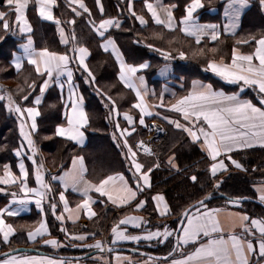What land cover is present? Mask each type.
I'll list each match as a JSON object with an SVG mask.
<instances>
[{
  "label": "snow or ice",
  "instance_id": "6c2138e0",
  "mask_svg": "<svg viewBox=\"0 0 264 264\" xmlns=\"http://www.w3.org/2000/svg\"><path fill=\"white\" fill-rule=\"evenodd\" d=\"M98 7L101 19L97 22L93 17L91 9L85 0H67V7L70 8L74 17L87 15V23L103 43L100 47L104 52H110L119 65L118 79L124 87L135 93L136 102L131 105L132 109L138 110V124L148 127L145 117L159 115L154 113L153 108L167 107L169 111L179 114L178 119L164 116L163 119L173 125L177 130L187 134L190 142L199 144L201 150L206 153L209 159V166L206 171L213 180L212 187L219 191L223 184L220 177L229 171V167L247 172L248 169L233 154L249 149H264V34L259 38L249 35L246 38L236 39L231 50L230 60L225 61L209 59L205 71H211L221 80L228 84L237 85L238 91L227 93L224 90H217L211 83H203L194 80L188 94L176 97L171 93L174 102L167 105L164 102V93L159 96L158 104H150L148 96H155L154 90L147 87L144 76L138 73L150 67L148 62L138 65L127 63L123 53L114 37L107 35L110 29H120L122 21L119 17L104 18L105 8L102 0H94ZM264 9V0H259ZM9 12L14 14L15 24L18 26L15 34L26 35V42L20 45L22 54H13L11 61L17 74L22 72L25 60L32 66L36 77L41 81L37 92V80L29 77L24 78V85L16 89L19 100L9 90L0 87V101L6 102L8 113L15 114L19 121V135L22 143L14 149L15 155L20 157L18 163L19 175H17L10 164L3 165L0 174V193L10 195L11 199L7 206L0 208V243L7 245L10 238L16 234V228L7 223L5 217H16L27 210L28 205L35 203V206L44 213V203L48 201L51 214L60 222V231L70 241H87L89 237L95 238L96 233L75 234L68 231L64 226L66 221L75 224L84 213L88 219H93L98 214L93 210L97 200L92 193L99 194L100 198H106L107 202L117 208L132 206L134 211L145 209L148 200L138 199L142 193L151 189V174L160 167L158 159L151 166H145L138 161V151L147 156H155L150 145L140 140L135 149L129 143V137L136 131L137 119L128 111L120 112L116 100L110 95L102 92L96 87L95 91L102 97H106L108 103L104 104L110 112L109 121L113 124L114 131L111 138L115 146L121 150L124 159L128 162V171L132 173V182L123 172H115L94 182L87 178L88 167L83 156H73L71 168L63 171L62 175H52L50 181H59L63 191L58 194L59 201L63 204V210L57 214V203L53 202V186L46 180L47 170L43 160H37L40 149L34 139L38 132L37 118L41 116L40 105L43 102L45 93L53 85L57 86L63 94L67 84V97L64 100V117L66 125L56 127L55 134L68 141L83 146L86 140L85 129L90 126L89 113L85 110V98L78 90L79 85L75 83V71L84 74V82L89 86L95 85L96 76L87 63L91 52L83 45L76 34V19L72 18L62 21L57 17L54 9L59 7L58 0H6ZM32 6L43 21L55 25L59 34V42L66 47V51L58 52L50 50L47 46L37 49L32 38L33 27L28 18V10ZM250 6V0H227L224 7V15L228 20L223 26V32L236 36L239 28V20L243 10ZM143 7L150 14V19L156 26L169 33L180 32L184 37L190 38L197 46L192 51V57L205 56L206 51L216 54L218 47L207 48V43L201 46L202 41H220L222 30L218 24H203L195 15L199 9L205 7L202 0H190L185 5L184 15L177 18L174 10L177 4L165 5L162 0H143ZM126 8L131 17L143 27H147L149 19L144 14H139L133 7V0H127ZM9 12L0 11V21H3V29L10 28ZM67 25L68 30L66 31ZM153 39L163 40L164 31L153 32ZM141 43L140 40L136 41ZM169 46L182 41L173 36L167 40ZM250 45L253 50L250 52L241 51L242 46ZM146 47L159 53L165 60H172L175 57L172 51L156 47L153 44H146ZM173 51L178 53L180 59H188V54L180 48ZM75 62V69L71 66ZM168 65L161 70L162 74ZM255 93L256 100L245 98L242 94L246 90ZM167 91V89H165ZM30 97L32 98L30 101ZM24 102H29L25 104ZM126 121V126L121 127L120 116ZM183 121V122H182ZM162 131V129H161ZM26 142V143H25ZM7 146L5 145V148ZM29 150L30 154L24 149ZM3 150V149H0ZM25 158L31 161L34 166L36 187L29 186V168L25 164ZM226 161L230 162L226 163ZM167 164L179 171V165L175 162V156H170ZM63 168V165H61ZM256 169H253L255 171ZM190 180L195 184L200 183L196 175H191ZM14 186L19 191L7 192V188ZM258 198L264 203V182L254 185ZM71 189L82 197L76 206L70 207L65 193ZM51 197V199H49ZM154 201V210L160 217L172 215V209L162 194H155L150 197ZM213 199V193L208 192L195 203L183 209L180 213L178 228L164 226L161 230H148L144 234H131L128 226L139 229L147 223L143 216L125 214L111 227L112 239L106 244L101 239H95L92 244L84 243L88 249H96L101 253L111 254L114 245L121 241H131L139 244L141 241L165 243L173 238L174 244L167 256L162 258L150 257L144 264L160 260V264H264V218H253L246 213L228 211L221 207H209L207 203ZM247 197H227L226 203L233 207H242ZM103 202V201H102ZM133 202H135L133 204ZM15 206V207H13ZM107 207V203H105ZM66 214V215H65ZM225 216L227 221L221 219ZM123 226V227H122ZM239 229V231H237ZM51 237L47 216L39 221L38 226L27 230V240L37 243L38 240L44 245L53 249L64 247L58 239ZM73 246H77L73 244ZM16 251V250H13ZM0 264H67L64 258H53L49 256L11 255L4 253ZM116 264L122 261L127 264H139L132 261L130 257L116 255ZM100 264H111L110 260L100 258Z\"/></svg>",
  "mask_w": 264,
  "mask_h": 264
},
{
  "label": "trees",
  "instance_id": "16d2710c",
  "mask_svg": "<svg viewBox=\"0 0 264 264\" xmlns=\"http://www.w3.org/2000/svg\"><path fill=\"white\" fill-rule=\"evenodd\" d=\"M85 1L88 3V7L91 9L93 17L98 22L101 19V16L94 0ZM102 2L105 8L104 18L119 17V19H124V23L120 29H111L108 33H106V36L111 35L115 38L129 63L138 65L140 63L149 61L150 67L146 72V75L149 78H152L155 75L157 68L163 63L167 61H174L177 65V71L187 78L200 77L211 81L216 87H223L227 90L232 89V87L219 83L211 73L205 71L204 69L206 65L203 63V61L193 60L189 56L188 59L179 61L178 53H172L175 59L165 60L159 53L146 47V44H153L156 47L167 50L164 40L152 38L153 31L159 32L163 31V29L151 23H149L147 27L140 26L137 20H135L134 17H131L128 13L126 2L121 0H102ZM179 2L181 4L179 5L177 15L180 16V14H182L184 2ZM58 3L59 7L55 9L57 17L62 21L75 18V30L77 37L83 45L87 46L91 50L89 62L95 64L97 72H99V74L95 75L96 82L94 87L96 86L100 88L102 92H105L101 87V83L104 81H115L120 89L129 93L131 96L129 98H122L120 102H116L117 106L122 108L130 107L133 102H135L134 94L129 89L124 87L119 81V69L117 63L112 55L102 51L100 45L103 40L91 30V26L87 23V15L85 14L82 17H74V14L71 12L70 8L67 7V0H58ZM259 8L260 7L258 5H255V7L251 10L252 14H247V16H245V21L243 24V27L245 28H243V31H241L236 37H224L222 40L224 41L223 44H220L222 42L221 41L216 45L207 44V47H215L220 44V55L225 60H228L230 58L231 47H233L235 40L249 36L245 35L244 31L249 30L250 28L256 30L255 33H257L259 32L257 30H260L264 27V14ZM28 17L33 24L32 36L34 37L35 46L38 50L45 46H47L50 50L58 52L67 50L60 45L57 30L53 23L42 21L39 18L37 12L33 14L31 13V9L28 10ZM8 18L10 19L9 24L12 25L14 16L10 14ZM65 27L68 30L67 25H65ZM164 33L170 35L168 32ZM0 36H3L4 39V43L2 44V47H0V58L5 62L10 74V77L6 79H20L19 84L25 87V77H29L30 80L35 79L37 80V92L33 93V95L38 94V88L41 81L36 77L33 67L25 63L22 72L17 74L11 64L13 54L18 50L17 47L19 41L13 38L12 33H10V28L8 31L3 29V21H0ZM137 40H140L141 43H137ZM187 40L190 41L189 39ZM155 42L162 44L163 47L157 46ZM3 81H5V78L0 76V83ZM76 82L79 85L80 92L85 98V107L89 113L91 121L90 126L87 129L89 143L86 148H79L68 140L55 136V138L52 139L53 148H47V144L44 142L42 136L55 135V129L62 120L63 110V106L60 102V95L57 90L52 88L47 93L41 109L44 110L43 108L51 103L56 104H51L49 107V112L41 114V117L38 120L40 123V129L36 135L39 147L42 152L51 155L58 153V158H54L52 161L49 160V158H45L46 165L53 171H64L70 166L71 158L76 155L77 152L86 151L89 153L88 158L90 160V168L96 174L102 173L103 171H113L117 168H121L120 166L124 164L121 157V150L115 146V142L111 138V133L114 131V127L109 121L110 112L104 107V104L107 103V99L104 100V97L102 98L101 95L97 94L93 86H89L84 82V74H82L80 71L76 72ZM19 98V95H16V99L19 100ZM31 99L32 98L30 97V101ZM24 103L28 104L29 102ZM131 112L132 113L130 114H134L133 116H135L137 119V129L131 138L134 139L136 137L145 135L147 133L145 128L147 127H143L138 124V113L136 109H131ZM170 115L177 119L179 118V116L172 114ZM119 119L121 124L126 123V121L123 120L122 115ZM18 125L19 121L16 115L8 113L6 109V102L0 101V149H3L0 150L1 167H3V165L6 163L11 164L12 166H16L17 164V157L15 155L14 149L19 147V145L23 142L22 137L19 135ZM103 129L107 132L102 133ZM166 131L167 133L162 139V143H159L154 147V150H156V158H152L154 161L152 160L151 165L154 164L156 159L159 160L161 165L151 174L152 187L150 191L152 193L160 192L165 195L168 204L172 209L170 220L173 222L174 226L176 225L175 228H177L178 224L177 218L180 217L179 213L189 205L195 203L196 200L202 198L208 192H212L213 194L222 192L229 196H243L257 199L254 191V185L264 182V149L250 150L246 153L236 155V159H240L248 171L241 172L234 169L232 166L229 167V171L220 177V179H223L224 182L221 185L220 190L217 192L213 189V180L211 179L210 174L206 171L209 166V159L200 149L199 144L191 143L190 138L186 133L177 130L171 124L166 125ZM5 145L7 146L6 148ZM63 146L65 148H63ZM72 150L77 151L76 154L72 152ZM70 153L72 154L70 155ZM173 155L175 156V161L179 165V171L171 168L167 164L168 158ZM37 160H40L38 156ZM61 165H63V168ZM253 169L256 170L253 171ZM125 173L129 174V171L127 170ZM191 175H196L200 183L203 184V187H200V184L193 183L190 180ZM12 191L18 192L19 189H15L14 187L7 188V192L10 193ZM10 199V195L0 193V207L3 208L7 206ZM222 202L225 201L222 199H215L208 204L209 206H217ZM244 207H246L244 208L245 212L251 216L264 218L263 207L254 203H245ZM115 212V208L111 206L105 207L101 216L102 220L100 225L105 227L109 222L111 215ZM145 214L150 218V220L157 219L153 213V207L150 205V203ZM34 216L36 217L37 215L33 213L31 216H23V218L29 222H35ZM49 223L53 228H59L57 221L51 216H49ZM99 237L100 234L96 233L95 238H90L86 244H92L93 240L98 239ZM109 241L110 240H108V242ZM0 244L2 252L8 251L7 246L10 247L12 244L13 245L11 247L13 249L18 247H31V244L27 240V231H17L16 234L10 239L9 244ZM39 244L40 242L36 245ZM173 244L174 240L171 238L169 245L164 250H152L149 252L160 255L167 254ZM80 251L83 252L82 249L79 248H70L64 250L63 253L73 254L80 253ZM2 252L0 251V253Z\"/></svg>",
  "mask_w": 264,
  "mask_h": 264
},
{
  "label": "crops",
  "instance_id": "0c3cea01",
  "mask_svg": "<svg viewBox=\"0 0 264 264\" xmlns=\"http://www.w3.org/2000/svg\"><path fill=\"white\" fill-rule=\"evenodd\" d=\"M121 1L126 2V4H127V0H121ZM179 1H183L184 2L183 9H182V14H180V16L177 15V11H178L179 5L181 4ZM162 2L165 5L171 4V3L177 4L178 7L174 10V12H175L176 17L179 19V18H181L184 15L185 5L187 3H189L190 0H162ZM202 2L204 3L205 7L202 8V9H199L197 11V13H195V15L198 17L200 23H203V24L211 23V24H218V25L221 26L222 34H221L220 41H218V42H221L224 37H236L241 31H243V28H245V27H243V24H244V21H245V16H247V14H249V15L252 14L251 13V10L255 7V5H258L260 7L259 8L260 11L264 14V9L261 8V6L259 4V0H250V6L247 7V8H245L243 10L241 16H240L239 28L237 29L236 36H231V35L223 32V26L226 23H228V20H227V18L224 15V7H225V4L227 3V0H202ZM133 7H134V9L139 14H144L146 16V18L149 19V23L155 25L154 22H152L151 19H150V14H148L147 11H146V9L143 7V0H133ZM29 9H31V6H30ZM54 11H55V9H54ZM10 14L14 16V14H12L11 12H9V15ZM27 15H28V13H27ZM8 20H10V19L8 18ZM120 20L122 21V25H123L124 19H120ZM45 22H47V21H45ZM10 26H11L10 27V33H12L13 38L16 39L17 41H19V44H18V47H17L18 50L14 54H22V49H21L20 45L22 43H25L26 42L25 35L15 34L16 31H17V28H18V26L15 24V19L13 20L12 25H10ZM112 29H115V28H112ZM66 31H67V29H66ZM163 31L164 32H167V30H163ZM257 31H259V32L255 33L256 30H253V29H250L249 28V30L244 31V34L247 35V36L248 35H256L259 38L260 35L264 34V27L261 28L260 30H257ZM57 34H58V32H57ZM170 35L184 37L178 31L176 33H170ZM58 38H59V34H58ZM184 38H186V37H184ZM187 39H189L192 43H194V41L191 40L190 38H187ZM218 42H210V41H207V39H206L205 41H202L201 46H204L205 43L211 44V45H216ZM102 43H103V41H102ZM60 45L63 48H66L61 43H60ZM34 46H35V42H34ZM252 50H253V48L250 45H244L241 48V51H243V52H250ZM102 51H103V49H102ZM120 51L123 53V51L121 50V48H120ZM108 54L112 55L110 52H108ZM123 55H124V53H123ZM90 57H91V55L88 57L87 63L89 62ZM230 57H231V55H230ZM124 58H125V56H124ZM114 59H115V57H114ZM125 60H126V58H125ZM228 60H230V58ZM126 62L129 63L127 60H126ZM147 62L150 65V62L149 61H147ZM25 63H27L26 60H25ZM130 64H132V63H130ZM165 65H168V68L162 74L161 70L165 68ZM71 66L75 69V67H76L75 66V62H73V64ZM117 66H118V69H119L118 63H117ZM147 70H148V68L145 69V70H143L142 72L138 73V75L144 76V78L146 80V83H147L148 89L154 90V92L156 93L155 96H151L150 95V96L147 97V101L150 104H158L159 103V99L158 98H159V96L161 95L162 92L164 93V102H165L166 105L169 102H174V99H173V96L171 95V93H175L176 94V97H180V96H183V95L188 94V92L191 90L192 82L194 80L201 81V82L206 83V84L207 83H211L215 89H217V90L222 89V90H224L227 93H231V92H234V91H238V86L237 85H232V84L226 83L225 81L221 80L219 77H217L211 71H208V73H211L213 75V77L218 80L219 83H221V84H223L225 86L232 87V89L227 90V89H224L223 87H216L211 81H209L207 79L200 78V77L187 78V77L181 75V73L179 71H177V65H176V63L174 61H167V62L163 63L160 67L157 68V71L155 72V75L152 78H149L146 75ZM76 72L77 71H75V83L77 84V82H76ZM118 75H119V71H118ZM0 87H2L4 89V86L1 83H0ZM52 88L58 91V93L60 95V98H61V101L60 102H61V104L63 106L62 120H61V123H59V124L60 125L61 124H65L66 125V120H65V117H64V114L63 113H64V100L67 97V84H65V88H64L63 94H61L59 88L57 86H55V85H53L51 88H49L47 90V92L45 93L43 102L40 105V109H41V106L44 104V101H45V98H46L47 93ZM165 89H167V91H165ZM134 95H135V93H134ZM242 95L245 98H251V99H253L254 102L256 100L255 93L252 90H250V89L249 90H246V92L244 94H242ZM85 110L87 111L86 107H85ZM152 111L154 113H159V115H155L154 114L153 116L145 117V123L148 125V127L145 128V131H147V133H150V135H155L156 133L157 134L158 133L161 134L162 132L166 131V125L169 124V123L166 120L163 119L164 116H168V117L174 118V119H177V118L172 117L170 114L179 116V114L169 111L167 107H164V108H153ZM137 113H138V110H137ZM40 117L37 118V123L39 122L38 120H39ZM57 126H59V125H57ZM140 126H143V125H140ZM87 129L84 130L85 131V135H86V140H85V143H84L83 146L77 145L75 142H72V141H69V142L73 143L74 145H76L79 148H86V146L89 143V135H88ZM161 129H162V131H161ZM60 138H62V137H60ZM131 138H132V136L129 137V143H131V141H132ZM63 139H65V138H63ZM144 142L147 145L154 146L151 143L150 139H147ZM250 150H262V149H260V148L257 147V148L249 149V150H246V151H243V152L234 153L233 156H234V158H236L235 157L236 155H240V154L246 153V152H248ZM24 151L26 153L30 154L29 150H27L26 148L24 149ZM138 155H139L138 156V161L139 162H140L139 159H143V157L147 156L142 151H139V150H138ZM139 157H141V158H139ZM19 160H20V157H17V164H16V166H12L10 164L12 166V170L17 175H19V169H18ZM40 160H41V158H40ZM226 163H229L230 164V162H228V161H226ZM25 164L29 168V171H30V175H29V186L30 187H36L37 185L35 184L34 166H32L31 161L30 160H27L26 158H25ZM45 168L47 170L46 176H47V179H49V181H50V177L52 175H59L57 170L53 171L52 169L48 168L47 165H46ZM70 168H71V164L64 171H66V170H68ZM62 174H63V171H62V173L60 175H62ZM124 175L129 178L130 183H131L132 182V179H131L132 178V173L131 172H129V174L124 173ZM87 177H88V175H87ZM51 183H52V186H53V196L55 197V200L53 202H56L57 203V214H59L63 210V204H62V202L59 201V197H58V194L59 193L57 195H55L54 192L55 191H59V192L60 191H63V186H62V184L59 181H51ZM257 185H259V184H257ZM1 186L2 187H5L3 185H0V187ZM55 186L59 187L60 190H57L55 188ZM13 187L14 186H11V187H8V188H13ZM254 191H255V188H254ZM158 193L164 195L163 193H160V192H158ZM158 193H152L150 191V189H149V190H146L144 193H142L140 196H138V199H146V200H148V203L146 204L145 209L140 210L138 212L137 211H134L133 208H132V206H128L126 208H117V207L111 205L110 203H108L107 200H106V198H100L99 197V194L92 193L93 198L97 200V203H95L93 205V210L98 215L96 217H94L93 219L90 220V219L87 218V216L84 213H82L81 214V218L75 224H73L69 220V221H66V223H65L64 226L67 229L68 228H72V227L73 228L76 227L78 231L77 232H74L75 234L92 233V232L99 233L100 234V237L98 239H101L105 243H108V240H111L112 239V235H111V231L110 230H111V227H112L113 223L116 222L118 219H120L125 214L143 216L144 219H145V221H147V223H145L144 225H142V227L139 228V229H136V228H133L131 226H128V232L131 233V234H144L148 230L155 231L157 228H160L162 230L164 226H168L170 228H174L173 222L170 220V218H171L170 216L171 215L170 216H166V217H160L159 214H158V212L154 210V201H151L150 197L153 196V195H155V194H158ZM255 194H256L257 199L259 200V198H258L259 194L256 191H255ZM65 195L68 198L70 207H73V208L82 199V197L80 196L79 193L73 192L71 189H69L65 193ZM49 199H51V197ZM105 203H107V206H109V207L111 206V207L115 208L116 209V212L111 215V218H110L109 222L107 223L105 229H103V231H95V230H92L91 228H89V224L91 222H97V219H98V221L101 219L102 213H103L104 208H105ZM134 203L135 202H133V204ZM149 203H150V205H152V207H153V213L155 214V216L157 217V219L150 220V218L145 214L146 211L148 210ZM13 207H15V206H13ZM209 207L210 208L211 207H221V208L227 209L228 211H232V212L240 211V212H243V213L248 214L247 212H245V210L242 207L237 208V207L227 206V205H217V206H209ZM33 213L35 215H37L36 217L34 216L35 217V221H37V220L40 221L44 217V215L46 214L48 226H49V216H51V217H53L55 219V216H53L51 214V210H50V208L48 206V201H45V203H44V213H41L40 210L35 206V203L33 202L32 204L28 205L27 210L23 211L21 213V215L26 216V217H29ZM248 215L251 216L250 214H248ZM251 217H253V216H251ZM253 218H257V217H253ZM221 219L224 220L225 222L227 221V218L225 216H223V215L221 216ZM57 223H58L59 228H60L61 227L60 222L57 221ZM37 226H38V223L33 227V229L35 227H37ZM237 231H239V229H237ZM90 238H92V237L90 236L89 239ZM170 240H171V238H169V241H167L165 243H157L155 241H153V242L141 241L139 244H136V243L131 242V241H121V242L117 243L116 245L117 246H125V247L139 248L141 250H145V251H148L149 252V251H152V250H156V251L157 250H164L169 245ZM87 241H85L83 243H81L79 241H73V242H77L80 245V244L86 243ZM94 242H95V240H93L92 243H94ZM29 243H32V242H29ZM63 248L64 247H62L61 249H63ZM117 254H119L121 257H130L132 261H138L139 264H144V261L149 260V258L142 257V256H139V255H135V254H131V253L116 252V253H111V254H97V255H95L92 258H87V259L81 260V261L66 260V262H67V264H100V258L103 257L104 260H110L111 261V264H116L115 257H116ZM19 255L47 256V255H38V254H32V253L31 254L30 253L29 254H27V253L26 254H17V256H19ZM49 257H52V256H49ZM53 258H55V257H53ZM121 264H127V262L122 261ZM150 264H160V261L150 262Z\"/></svg>",
  "mask_w": 264,
  "mask_h": 264
},
{
  "label": "rangeland",
  "instance_id": "374dc122",
  "mask_svg": "<svg viewBox=\"0 0 264 264\" xmlns=\"http://www.w3.org/2000/svg\"><path fill=\"white\" fill-rule=\"evenodd\" d=\"M85 3L88 5V3L85 1ZM89 6V5H88ZM0 11H6V12H9V10H8V7H7V5H6V0H0ZM36 11L34 10V8L31 6V13L33 14V13H35ZM29 18V17H28ZM30 21V20H29ZM30 23L32 24V22L30 21ZM32 27H33V24H32ZM153 32H157V31H153ZM33 33V32H32ZM32 35V34H31ZM173 37V35H167V33H164V41H165V43H166V48H167V50L168 51H172V53H177L176 51H173V49H175V48H180L181 50H183V51H185L187 54H188V56L191 58V59H193V60H199V61H203V63L205 64V65H207V62H208V60L209 59H212V58H215L217 61L218 60H220L221 59V53H220V44H223L224 43V41H222L218 46H215V47H218L219 48V52L218 53H216V54H212L211 52H207L206 51V53H205V56H197L196 58H193L192 57V51L197 47L195 44H193L192 42H190V41H188L187 39H184L183 37H180V36H176V37H178L181 41H182V43H177V44H173V45H171V46H169L168 45V43H167V40H169V39H171ZM25 38H26V35H25ZM32 38H33V40H34V37L32 36ZM34 42H35V40H34ZM4 43V39H3V36H0V47H2V44ZM156 44H157V46H161V47H163V45L162 44H160V43H158V42H155ZM232 46V45H231ZM234 46V45H233ZM87 47V46H86ZM207 48H211V47H207ZM232 48L233 47H231V50H232ZM1 50V49H0ZM90 50V49H89ZM90 52H91V50H90ZM230 55H231V53H230ZM1 57V56H0ZM179 61H184V59H178ZM225 61H227V60H225ZM88 64H89V67L91 68V70L93 71V73H94V75H96V74H99V72H97V69H96V66H95V64H93V63H90V62H88ZM0 76H2L3 78H5V81H3V82H1V84L4 86V89L5 90H9V91H11L12 93H13V95L14 96H16V89L18 88V87H20L21 85L19 84V81H20V79H6V78H9L10 77V74H9V69H8V67L5 65V62L0 58ZM101 87L103 88V90L107 93V94H109V95H111V97L114 99V100H116V102H120L121 100H122V98H129V97H131L130 96V94L129 93H127V92H124L122 89H120L118 86H117V83L115 82V81H113V80H111V81H104L103 83H101ZM93 88H96V86L94 87V85H93ZM130 90V89H129ZM131 91V90H130ZM132 92V91H131ZM133 93V92H132ZM134 94V93H133ZM134 97H135V95H134ZM103 98V97H102ZM104 100H106V97H104ZM135 102H136V100H135ZM135 102H133V103H135ZM107 103H108V101H107ZM52 105H55L56 103H51ZM51 104H49V105H46L45 106V108H43L44 110H42V109H40V111H41V114H43V113H45V112H49V107H50V105ZM131 106L130 107H128V108H122V107H120L119 106V110H120V112L121 113H123V112H125V111H128L129 113H132L131 112ZM133 110V109H132ZM62 112H63V110H62ZM131 115H134V114H131ZM60 125V124H59ZM39 126H40V123L38 122V130L40 129L39 128ZM124 126H126V123L125 124H121V127H124ZM135 127H136V125H135ZM137 128V127H136ZM105 132H107L106 130H102V133H105ZM166 133H167V131H164V132H162L161 134L160 133H156L155 135H150V133H146L145 135H143V136H141V137H136V138H134V139H132V141H131V143L130 144H132L134 147H135V145H136V143H138L140 140H143V141H145V140H147V139H150V141H151V143L154 145V146H151V148H152V150H153V152L155 153V156H145V157H143V159H139L140 160V162L141 163H144L145 164V166L147 167V166H150L151 165V162H152V158H156V150H154V147L155 146H157V144H159V143H162L161 141H162V139L165 137V135H166ZM38 134V132L37 133H35L34 134V139L36 140V142H37V145H38V147H39V143H38V140H37V138H36V135ZM55 136H57L56 134L54 135V136H49V135H44V136H42V138H43V140H44V142L47 144V148H53V142H52V139L53 138H55ZM57 137H59V136H57ZM26 143V142H25ZM63 148H65L64 146H63ZM39 149H40V147H39ZM135 149V148H134ZM138 151V150H137ZM72 152H74L75 154H76V152L77 151H73L72 150ZM72 153H70V155H71ZM77 155H80V156H83L84 157V159H85V164L87 165V167H88V179H91V180H93L94 182H96V181H98L99 179H101V178H103V177H105L106 175H108V174H112V173H115V172H123V173H125L127 170H128V167H129V164H128V162L124 159V156H123V154L121 153V157H122V159H123V165L122 166H120L121 168H117V169H115V170H113V171H103L102 173H94L92 170H91V168H90V160H89V158H88V156H89V153L88 152H86V151H81V152H77V154L76 155H74V156H77ZM41 156V157H40ZM139 156V155H138ZM38 157H40L41 158V160H43V162H44V165H45V167H46V161H45V158H49V160H53L54 158H58V153H54V154H46V153H44V152H42V150L40 149V152H39V154H38ZM39 158V159H40ZM139 158H141V157H139ZM244 158V157H243ZM243 158H242V160H243ZM71 160H72V158H71ZM238 160H240V159H238ZM154 161V160H153ZM122 162V161H121ZM70 164H71V162H70ZM161 165V164H160ZM48 167V166H47ZM2 171H3V167H1L0 166V174H2ZM62 173V171H58V174L60 175ZM46 178V180H49V179H47V176L45 177ZM49 182H51V181H49ZM2 187V186H1ZM15 189H17L16 187H14ZM55 188L57 189V190H60L59 189V187H57V186H55ZM55 193V195H57L58 193H59V191H55L54 192ZM156 193H158V192H156ZM219 193H222V192H218V193H216V194H213V195H217L218 196V194ZM224 194V193H223ZM227 195V194H226ZM165 196V195H164ZM227 196H229V195H227ZM229 197H234V196H229ZM237 197V196H236ZM166 198V197H165ZM215 199H222V200H224L225 202H222V203H220V205H227V206H232V205H230V204H227L226 203V199H223V198H215ZM214 199V200H215ZM167 200V199H166ZM213 201V200H212ZM168 202V201H167ZM74 203V202H73ZM244 204L245 203H243L242 204V208L244 209V208H246V207H244ZM212 205H214V204H212ZM259 206V205H258ZM1 208V207H0ZM100 212V211H99ZM5 219H6V222L7 223H11V224H13V226L16 228V231H22V232H24V231H27V230H29V228H33L37 223H39V220H37V221H31V222H29L28 220H26V219H24L23 218V215H19V216H16V217H5ZM101 220L102 219H100L99 221H97V222H91L90 224H89V228H91L92 230H95V231H103V229H105V227H102L101 225H100V223H101ZM32 223V224H31ZM176 226V225H175ZM175 226H174V228H175ZM177 226H178V224H177ZM60 228H53L52 227V225L49 223V230H50V232H51V237H46V238H55V239H58L62 244H64L65 246H64V248L63 249H61V248H59V249H53L51 246H47V245H44V244H42L41 242H40V244L39 245H36L37 243H39V240H38V242L37 243H30L31 245V248H36V249H40V250H43V251H45V252H47V253H51V254H56V255H63V256H67V255H80V254H86V253H89V252H92L93 250H95V249H88V248H86V247H84L83 245H79V244H77V242H73V241H70V240H68L66 237H65V234L63 233V232H61L60 230H59ZM68 231L69 232H71V233H74V232H77L78 230H77V228L76 227H72V228H68ZM73 244H75V245H77V246H73ZM1 245V244H0ZM13 245V244H12ZM11 245V246H12ZM9 247V246H7V249H8V251L9 250H13V248L12 247ZM79 246V247H78ZM77 249V248H79V249H82V251L83 252H81L80 251V253H73V254H66V253H63V251L64 250H66V249ZM15 249V248H14ZM0 251L2 252V248L0 247ZM6 252V251H5ZM2 253H4V252H2ZM2 253H0V254H2ZM21 254H26V253H21ZM27 254H29V253H27ZM31 254V253H30ZM92 257H94V256H91V257H89V258H92Z\"/></svg>",
  "mask_w": 264,
  "mask_h": 264
},
{
  "label": "water",
  "instance_id": "95a60500",
  "mask_svg": "<svg viewBox=\"0 0 264 264\" xmlns=\"http://www.w3.org/2000/svg\"><path fill=\"white\" fill-rule=\"evenodd\" d=\"M226 194L223 193H219L218 196L217 195H213V199H211L210 201H208L207 203L211 202L212 200H214L215 198H223V199H227ZM243 203H254L257 204L261 207L264 208V203H261L258 199L255 198H250L247 197L246 200L243 201ZM180 217L177 218V221H179ZM179 227V224L177 226V228ZM114 247V251L112 253H116V252H125V253H131V254H135V255H139L142 257H146V258H150V257H157V258H162L164 256H167V254H154L145 250H141L139 248H134V247H125V246H113ZM16 250V251H13ZM13 250H9L6 251L4 253H9L11 255H17V254H21V253H32V254H38V255H47V256H52L55 258H64L65 260H71V261H81V260H85L91 256H95L97 254H109V253H101L98 250H93L92 252L86 253V254H80V255H67V256H63V255H56V254H51V253H47L43 250L40 249H36V248H31V247H18L15 248ZM4 253L0 254V259L4 258ZM157 261H160L159 259Z\"/></svg>",
  "mask_w": 264,
  "mask_h": 264
},
{
  "label": "built area",
  "instance_id": "2783aa9c",
  "mask_svg": "<svg viewBox=\"0 0 264 264\" xmlns=\"http://www.w3.org/2000/svg\"><path fill=\"white\" fill-rule=\"evenodd\" d=\"M107 244V243H106Z\"/></svg>",
  "mask_w": 264,
  "mask_h": 264
}]
</instances>
